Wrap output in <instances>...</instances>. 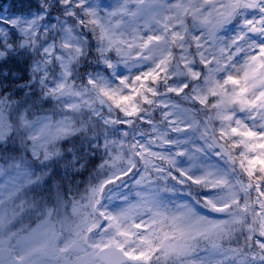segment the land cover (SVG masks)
I'll return each instance as SVG.
<instances>
[{
  "label": "rangeland",
  "instance_id": "obj_1",
  "mask_svg": "<svg viewBox=\"0 0 264 264\" xmlns=\"http://www.w3.org/2000/svg\"><path fill=\"white\" fill-rule=\"evenodd\" d=\"M79 1L83 2V0ZM232 1L234 0H208V2L202 0H113L112 5L106 8L100 0H86L87 8L92 10L94 18L98 22L101 21L107 31L109 48L113 46L118 54V59L113 62L114 76L109 78L94 68L90 78L91 86L94 87L96 82L101 81L107 88V92H117L119 97L126 100L125 105L119 104L125 115L133 114L135 109L130 100L131 86L136 84L138 76L143 71L153 70L159 66L160 56L166 52L163 42L167 29L172 26L173 32L180 35L183 28L181 9L194 3V35L200 43L202 59L209 63L210 56H215L216 61L209 63L208 73L203 82H198L194 86L191 99L203 101L209 90L221 91L224 87V76H229V79H232V90L218 100L220 105L218 116L223 120L220 126L225 128L228 124L229 127L239 128L243 132L238 134V138L246 142L245 150L249 153L248 160H252L254 155L264 158V71L263 79L254 75L255 62L260 58L259 49L264 50V1L247 3L242 7L238 13L243 16V20L233 27L225 25L218 34L216 44L211 46L208 29L215 20L227 13ZM26 6L28 5L23 4V0H9L0 12V18L12 22L16 28L0 24V48L5 46L10 35L12 39H15L12 32H17L16 38L24 36L35 39L32 48L14 50L6 59L0 60L2 81L5 83L19 78L22 74L21 70L29 66L28 71L39 82V87L44 89L46 86L52 99L62 108L84 110L89 108L88 106H93L94 98L89 88L75 87L68 79L71 65L85 58V45L80 36L75 34L73 27L67 23L62 32V45H57L64 53L60 54L54 50L55 45L51 42H48L46 46L41 44L35 36L39 32V34L42 33L43 38L49 36L53 24H39L34 20L32 11ZM15 7L24 10L16 12ZM254 8H257L256 13L251 11ZM246 28L251 32H246ZM186 50L183 59L189 64L186 70L194 71V61ZM108 58L106 56L105 60ZM163 70L164 79L176 77L185 72L179 68V65L173 71L165 68ZM182 82V79H178L170 85V88H177ZM238 95H241L239 106L243 110L241 114H237L231 107L232 98ZM150 100L153 101L154 109L159 108L160 114L159 120L152 116L153 112L143 117L150 123L148 133L149 137L154 139L153 144L162 148L163 141L169 138L168 131L174 130L173 139L180 150L179 154L175 155L174 164L193 177H208L210 181L220 179L221 170L211 165L202 153L198 154L199 145L203 144L204 130L193 110L178 104L173 98L157 96ZM253 103L257 106L250 108V104ZM94 109L99 111V108ZM102 117L111 120L114 114L104 113ZM163 119H166L167 123H162ZM9 126L4 108L0 106V132L5 133ZM183 126L188 128L184 130ZM20 129L23 139L33 138L30 148L33 153L37 154L40 151L49 155L53 150V140L61 137L68 130V126L62 121L54 124L47 118H32L22 120ZM138 135L140 139L145 138L148 142L145 134ZM144 149L151 150L152 147L146 145ZM152 158L154 159L155 156ZM143 161L144 167L136 177V198L129 199L126 192L112 191L110 193L109 197H114L116 203L112 199L109 201L107 199L104 209L114 218L115 226L110 229H101L100 233L91 239V247L108 241H117L119 244H125L128 250L138 252L145 249L144 242L147 244L150 242V222L162 213V210L159 196L152 189L151 184L154 169L145 164L144 158ZM110 164L112 167L110 176L125 168L113 161H110ZM28 174L26 169L19 168L17 165L7 171L0 164V202L10 198L20 182L27 179ZM223 186L227 187L224 184ZM96 191V187L92 188L86 201L73 205L72 216L65 223V228L71 233L69 237H58L50 220L44 221L36 228V232H41L37 241L39 250L37 264H71L72 261L65 256L67 250H71L75 255H84L89 258L90 252L84 251L78 239L81 231L91 223L88 217V206L96 195ZM257 196L260 195L257 194ZM227 201V195L220 190L206 195V203L210 206ZM208 209L212 212L222 211L217 207ZM3 216L4 210L0 206V219ZM172 220L175 230L173 229L174 232L168 235L164 248L165 261L168 264L230 263V252L222 249L215 238V232L221 230L224 218L204 216L196 212L189 202L182 200L173 213ZM262 230L264 231V218H262ZM187 237L204 238L207 244L203 248H194L189 255H182L177 247ZM34 240L33 236H28L23 243L29 248ZM70 241L73 242L72 245L68 244ZM4 242L8 243V240ZM18 245L19 242L15 244V247ZM53 246L58 253L52 257L47 253V249Z\"/></svg>",
  "mask_w": 264,
  "mask_h": 264
}]
</instances>
